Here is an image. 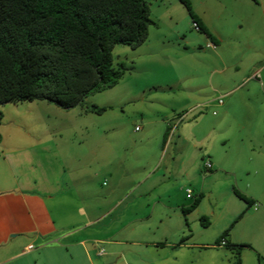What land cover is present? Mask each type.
Segmentation results:
<instances>
[{
	"label": "rangeland",
	"instance_id": "obj_1",
	"mask_svg": "<svg viewBox=\"0 0 264 264\" xmlns=\"http://www.w3.org/2000/svg\"><path fill=\"white\" fill-rule=\"evenodd\" d=\"M145 1L151 9V18L153 20L159 18L162 22V30L169 33L173 48L176 50L182 48L181 37L178 41L175 37L179 33V36H186L191 43L206 51V56L185 54L176 58V55L170 54L155 61H143L141 57L137 58L136 52L131 48L117 45L113 50L114 67L123 64L127 70L113 88L88 96L84 100L83 107L63 110L46 101L0 105L2 137L0 200L5 195L17 192L20 185L15 181L16 178L22 186L28 187L34 177H74L75 179L95 177L85 182L88 185L86 189L78 185V190L72 192L74 198H70L69 204H61L62 209L67 213L68 210L72 212L76 206L97 208L106 205L104 202L110 197L107 198L105 192L112 185H120L117 190L122 191L121 189H127L131 181L141 180L144 177L154 178L163 175L181 177L179 174L174 175V171L179 173L177 164L171 165V160L167 164L169 157L173 156V146L167 150L165 156L161 151L163 124L159 121L162 116L163 120L169 121L175 118L172 123L173 128L179 126V130L182 127L187 129L194 127L196 131L203 128L207 131L215 129L217 135L215 152L219 150V152L226 151L229 155L234 154L242 148V141L247 149H245V157L239 164L235 165L231 157L225 156L222 163L223 171H202L199 174L201 177L199 190L203 185V188L210 190L211 193L188 218L189 230L186 228L184 217L181 216L179 220L184 225L186 235H192L193 239L190 241L192 244L207 243L213 248H202L198 245L185 247L182 250L181 264H232L235 258L234 251L228 247H217L215 242L229 229L235 218L233 213L238 208H244L247 212L226 237L232 235L237 244L250 246L241 250L242 264H264V171L261 172L250 158L255 154L251 151L255 143L253 134L247 135L242 132L244 127L242 115L249 109L259 110L262 107L261 99L264 100V94L261 95L259 92L255 80L246 81L235 76L237 74L235 67H231L227 73L219 70L217 72L224 73L226 78L231 76L233 79V83L231 82L233 93L223 97L222 100L226 105L224 110L213 107L210 112L201 114L205 117L202 123L194 124L197 113L192 114V111H189L184 115L186 111H179L176 108L195 101V92L191 87L193 88L197 81L208 87H212L210 84L216 85L220 77L218 74L211 76L208 65L209 61L215 60L209 56L206 43L200 42L201 39L205 41V35L194 31L192 20L179 0ZM189 1L191 7L203 18H209L210 21L215 19L212 11L215 8H212L214 0ZM261 77L264 78V73L259 75L257 82L261 81ZM178 79L184 82L180 89L181 94L172 95L165 86H163L165 89L156 90L157 84H170ZM262 90L264 92V89ZM207 91L208 88L205 89V93ZM215 96L219 97V94ZM91 106L105 108L106 111L103 114L85 112L84 107ZM261 109L264 110V104ZM221 119L223 123L219 125ZM163 130L165 132V126ZM176 135L177 132L174 140ZM189 138L191 137L185 136L187 140L185 143L188 144L185 149L192 145ZM167 167L168 170L165 169ZM207 177L215 178L209 180ZM181 184L184 190L194 188L185 185L183 181ZM233 188L254 200L259 206L255 210L257 212L253 211V207L246 209V204L234 195ZM195 190L197 192V189ZM46 204L42 203L45 210L44 221H47ZM214 204L218 207L212 208ZM132 207L133 205H130L126 209V204L123 203L113 213L112 218L117 215L124 216L126 211L131 214ZM211 208L214 216L209 214ZM157 214L156 211L155 215L159 216ZM54 215L60 217L59 214L54 213ZM56 217L54 218L57 220ZM201 217L208 220L206 226L201 223ZM110 220L107 218L103 223H108ZM24 246V244L21 246L20 253L23 252ZM115 250L121 253L137 252L141 264H147L143 248H130L126 245ZM161 253L160 249L149 252L154 264H159L156 254L161 255ZM34 256L35 250L24 254L20 262L33 264ZM92 261L94 264H105L96 257H93ZM113 262L128 264L120 255H117Z\"/></svg>",
	"mask_w": 264,
	"mask_h": 264
},
{
	"label": "crops",
	"instance_id": "obj_2",
	"mask_svg": "<svg viewBox=\"0 0 264 264\" xmlns=\"http://www.w3.org/2000/svg\"><path fill=\"white\" fill-rule=\"evenodd\" d=\"M213 7H215L212 9L215 15L213 21L203 18L193 7L192 11L201 26L213 37L212 40L200 32L205 35V41L201 39L200 42L206 43L205 47L209 50V56L215 60L209 61L210 74L211 76L218 74L219 81L216 85L210 84L212 87L197 81L193 88L191 87L195 92V101L176 108L179 111H186L184 115L189 111H192V114L197 113V120L194 123L196 125L205 119L201 115L203 112H210L213 107L224 110L226 105L222 100L223 97L233 93L234 89L231 88L233 79L231 76L226 78L224 73L217 72L219 70L227 73L231 67H235L237 71L235 76L246 79V81L255 80L259 92L261 95L264 94L262 90L264 89V78L261 77V81L257 82L259 75L264 73V0H214ZM153 21L155 25L149 28L146 41L138 48L132 49L136 52L137 58L141 57L143 61H155L170 54L176 55V58L185 54L206 56V51L191 43L186 36H179V33L175 37L177 41L181 37L180 46L182 48L176 50L172 46L171 38L169 39V33L162 30L160 19ZM210 44L214 45L213 48L208 47ZM132 59L135 60V58ZM216 64H218L217 67ZM183 84V80L178 79L170 84H157L156 90L165 89L163 87L165 86L172 95H179ZM206 88L208 91L205 93ZM215 94H219V97ZM219 99L222 100V104H218ZM263 102L264 100L261 99L262 107ZM262 107L259 110L249 109L242 115L244 120L242 132L247 135L253 134L255 142L251 148L255 154L250 158L254 160L255 166L261 172L264 171V110L261 109ZM174 120L175 118L171 121L163 120L162 116L159 121L163 124L161 151L165 156L167 150L173 146V156L169 157L167 164L170 160L171 165L177 164L176 168L179 173L174 171V175L179 174L181 177H166L165 175L154 178L144 177L141 180L131 181L127 189H121L122 191L117 190L120 185H112L105 192L107 198H110L104 202L106 205L102 207L85 206L83 208L81 206L77 208L76 206L72 212L68 210L67 213L61 207V204H69L70 198H74L72 192L78 190V185L86 189L87 180L95 177H79L78 179L74 177H34L28 187L22 186L16 178L15 181L20 185L17 192L5 195L0 200V264H23L20 262L24 258L23 255L34 250L33 264H94L93 257L103 260L105 264H114L113 261L117 255L126 259L128 264H141L137 252L121 253L115 250L117 247L126 245L130 248H143L147 264H154L149 252L152 253L159 249L162 252L161 255L156 254L159 264H181L182 250L185 247L198 245L202 248H213L207 243L192 244L190 241L193 237L186 235L180 218L184 217L186 228L189 230L188 218L196 212L202 201L211 193L210 190H205L203 185L199 190L201 183L199 174L202 171H223L222 163L225 156L231 157L235 165L239 164L240 160L245 157L246 147L242 141V148L234 154L229 155L226 151L219 152V150L215 152L217 139L215 129L207 131L203 128L196 131L194 127L189 129L182 127L179 130V126L173 128ZM221 123L223 119L219 120V125ZM164 126L165 132H163ZM168 129L169 132L164 142V135ZM185 136L191 137L189 139L192 145L190 146L189 143L190 147L187 149H185L188 146L185 143L187 141ZM207 162L211 166L209 169L205 167ZM165 169L168 170V167ZM213 178L215 177H207L209 180ZM126 179L128 180V177ZM181 181L185 182V185L194 187L193 190L190 188L184 190ZM187 190H190V196ZM84 192L85 190L82 194ZM199 197L201 199L198 206L189 214L184 215L182 209L189 207ZM43 198L44 201H42ZM253 202L256 204L254 200ZM42 203H47L45 206L47 221L43 219L45 210H43ZM123 203L126 204V209L133 205L131 214L126 211L124 216L117 215L112 218L113 213ZM213 207L218 206L214 204ZM212 208L209 214L214 216ZM246 209L249 208L246 207ZM156 211L159 216L155 215ZM246 212L244 208H238L233 213V217L236 218L241 213L245 215ZM54 213L59 214L60 217L57 218ZM107 218L111 220L104 224ZM229 236L225 238L226 241L237 244L232 235ZM184 238L186 242H182ZM23 244L25 246L22 249L23 252L20 253ZM30 247L32 248L29 249ZM100 251H103L101 256Z\"/></svg>",
	"mask_w": 264,
	"mask_h": 264
},
{
	"label": "trees",
	"instance_id": "obj_3",
	"mask_svg": "<svg viewBox=\"0 0 264 264\" xmlns=\"http://www.w3.org/2000/svg\"><path fill=\"white\" fill-rule=\"evenodd\" d=\"M179 2L200 32L213 40L190 1ZM154 25L145 0H0V105L46 101L63 110L83 107L88 96L113 88L127 70L123 64L114 67V47L138 48ZM84 110L106 111L96 106ZM233 193L247 208L254 205L239 191ZM200 199L183 208V214L192 212ZM243 215L215 242L220 247L224 240L223 247L234 251L232 264H242L241 250L250 248L225 239ZM200 220L203 226L208 224L206 218Z\"/></svg>",
	"mask_w": 264,
	"mask_h": 264
},
{
	"label": "built area",
	"instance_id": "obj_4",
	"mask_svg": "<svg viewBox=\"0 0 264 264\" xmlns=\"http://www.w3.org/2000/svg\"><path fill=\"white\" fill-rule=\"evenodd\" d=\"M192 28L194 29V31H196V32H200V27H199V25H198V23L197 22H192ZM210 47L212 46H214L213 44H210L209 45ZM218 104H222V100L221 99H219L218 100ZM137 130V129H136ZM205 167L207 168V169H209L211 166H210V164L207 162V163H205ZM187 194H188V196H190V194H191V192H190V190H187ZM253 208H254V210H257L258 209V205L257 204H254L253 206H252ZM225 241L224 240H222L221 241V243H220V247H223V246H225ZM32 247H30L29 249H31ZM99 255L101 256V255H103V251H100L99 252Z\"/></svg>",
	"mask_w": 264,
	"mask_h": 264
}]
</instances>
